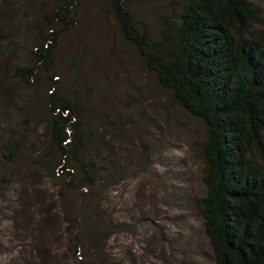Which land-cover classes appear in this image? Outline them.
Returning <instances> with one entry per match:
<instances>
[{
    "label": "rangeland",
    "instance_id": "1",
    "mask_svg": "<svg viewBox=\"0 0 264 264\" xmlns=\"http://www.w3.org/2000/svg\"><path fill=\"white\" fill-rule=\"evenodd\" d=\"M126 1L137 25L159 38L176 21L185 0ZM58 3L2 0L0 5V127L5 122L6 134L11 126L13 134L27 139L19 158L6 161L0 154L5 178L0 188V264H38L43 252L45 264H80L79 256L68 250L79 230L60 196L65 192L71 199L74 214L82 202L81 188L60 191V170L41 155L47 144L49 94L57 88L25 89L10 75L12 66L34 59L30 49L36 48V25ZM253 4L258 22L251 28L264 35V0ZM72 11L74 22L52 44L54 61L40 70L38 82L58 77L66 95L79 91L85 108L83 120L93 137L87 149L93 166L103 173L94 188L81 191L99 206L100 220L109 227L103 250L109 261L97 263L215 264L196 202L205 193L202 122L157 84L120 34L105 0H77ZM72 173L77 181L79 169ZM48 218L54 220L49 223Z\"/></svg>",
    "mask_w": 264,
    "mask_h": 264
},
{
    "label": "trees",
    "instance_id": "2",
    "mask_svg": "<svg viewBox=\"0 0 264 264\" xmlns=\"http://www.w3.org/2000/svg\"><path fill=\"white\" fill-rule=\"evenodd\" d=\"M76 2L61 0L43 15L33 35L36 48L30 49L34 59L10 70L25 89L57 88L49 94L47 144L41 155L60 170V191L94 188L103 173L93 166L87 149L93 137L83 120L79 91L66 95L58 77L38 82L40 70L54 61L52 44L74 22ZM105 2L120 34L135 47L157 84L204 126L200 154L205 193L196 202L215 264H264V35L251 28L258 22L253 0H185L176 21L159 38L137 25L126 0ZM1 126L0 154L6 161L19 158L26 136L13 134L11 126L6 134L7 124ZM4 180L0 175V188ZM81 190L82 202L74 214L71 199L65 192L60 196L79 230L68 250L79 256L80 264L88 259L89 264L108 262L103 250L109 227L100 220L99 206ZM46 218L40 222L45 224ZM46 256L41 253L38 264L48 263Z\"/></svg>",
    "mask_w": 264,
    "mask_h": 264
}]
</instances>
